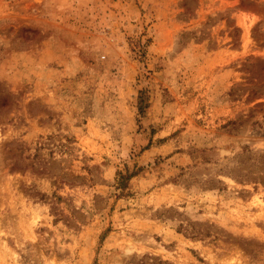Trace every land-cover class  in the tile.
<instances>
[{
	"label": "rangeland",
	"instance_id": "374dc122",
	"mask_svg": "<svg viewBox=\"0 0 264 264\" xmlns=\"http://www.w3.org/2000/svg\"><path fill=\"white\" fill-rule=\"evenodd\" d=\"M0 264H264V0H0Z\"/></svg>",
	"mask_w": 264,
	"mask_h": 264
},
{
	"label": "trees",
	"instance_id": "16d2710c",
	"mask_svg": "<svg viewBox=\"0 0 264 264\" xmlns=\"http://www.w3.org/2000/svg\"><path fill=\"white\" fill-rule=\"evenodd\" d=\"M125 176L121 175L120 180H124Z\"/></svg>",
	"mask_w": 264,
	"mask_h": 264
}]
</instances>
